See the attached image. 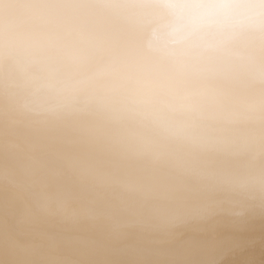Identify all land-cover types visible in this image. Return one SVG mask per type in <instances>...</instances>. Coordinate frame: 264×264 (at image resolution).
Listing matches in <instances>:
<instances>
[{"label": "bare ground", "instance_id": "bare-ground-1", "mask_svg": "<svg viewBox=\"0 0 264 264\" xmlns=\"http://www.w3.org/2000/svg\"><path fill=\"white\" fill-rule=\"evenodd\" d=\"M160 2L0 0V264H264L258 193L152 202L112 189L128 171L179 184L197 159L182 144L165 158L154 116L119 101L189 71L156 22ZM204 47L223 75L259 94L264 34Z\"/></svg>", "mask_w": 264, "mask_h": 264}, {"label": "clouds", "instance_id": "clouds-1", "mask_svg": "<svg viewBox=\"0 0 264 264\" xmlns=\"http://www.w3.org/2000/svg\"><path fill=\"white\" fill-rule=\"evenodd\" d=\"M155 17L174 36L177 50L187 54L189 71L165 90L119 101L139 119L154 116L151 126L165 158L173 155L170 145L182 144L197 159L179 184L128 171L111 178L113 191L152 202L188 200L195 193L196 200L209 203L246 202L258 193L264 204V86L258 95L246 93L204 55L205 45L253 31L264 34V0H161ZM93 102L103 101L90 97ZM193 134L205 139L193 144ZM85 179L96 182L94 175Z\"/></svg>", "mask_w": 264, "mask_h": 264}]
</instances>
